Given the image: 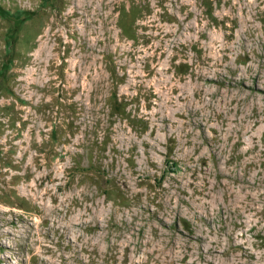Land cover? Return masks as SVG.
Wrapping results in <instances>:
<instances>
[{
  "label": "rangeland",
  "instance_id": "374dc122",
  "mask_svg": "<svg viewBox=\"0 0 264 264\" xmlns=\"http://www.w3.org/2000/svg\"><path fill=\"white\" fill-rule=\"evenodd\" d=\"M0 264H264V0H0Z\"/></svg>",
  "mask_w": 264,
  "mask_h": 264
},
{
  "label": "bare ground",
  "instance_id": "6f19581e",
  "mask_svg": "<svg viewBox=\"0 0 264 264\" xmlns=\"http://www.w3.org/2000/svg\"><path fill=\"white\" fill-rule=\"evenodd\" d=\"M191 233H194V232L192 231V229H191Z\"/></svg>",
  "mask_w": 264,
  "mask_h": 264
},
{
  "label": "trees",
  "instance_id": "16d2710c",
  "mask_svg": "<svg viewBox=\"0 0 264 264\" xmlns=\"http://www.w3.org/2000/svg\"><path fill=\"white\" fill-rule=\"evenodd\" d=\"M8 46H10V44L8 43Z\"/></svg>",
  "mask_w": 264,
  "mask_h": 264
}]
</instances>
